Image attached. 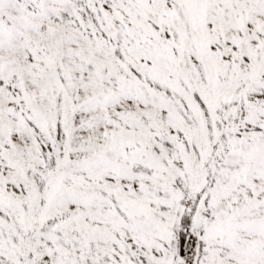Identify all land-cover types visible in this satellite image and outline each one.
<instances>
[{
	"label": "snow or ice",
	"instance_id": "1",
	"mask_svg": "<svg viewBox=\"0 0 264 264\" xmlns=\"http://www.w3.org/2000/svg\"><path fill=\"white\" fill-rule=\"evenodd\" d=\"M0 264H264V0H0Z\"/></svg>",
	"mask_w": 264,
	"mask_h": 264
}]
</instances>
